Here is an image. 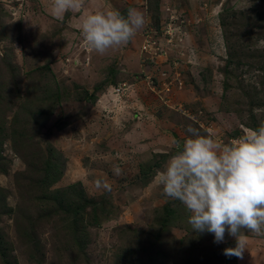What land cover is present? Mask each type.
I'll use <instances>...</instances> for the list:
<instances>
[{
	"label": "rangeland",
	"instance_id": "obj_1",
	"mask_svg": "<svg viewBox=\"0 0 264 264\" xmlns=\"http://www.w3.org/2000/svg\"><path fill=\"white\" fill-rule=\"evenodd\" d=\"M50 3L0 0V264H264V235L224 256L156 180L187 125L227 143L264 121V0ZM129 8L144 26L90 52L84 13Z\"/></svg>",
	"mask_w": 264,
	"mask_h": 264
},
{
	"label": "clouds",
	"instance_id": "obj_2",
	"mask_svg": "<svg viewBox=\"0 0 264 264\" xmlns=\"http://www.w3.org/2000/svg\"><path fill=\"white\" fill-rule=\"evenodd\" d=\"M50 14L63 20L68 12L81 13L86 0H51ZM144 26L143 13L129 8L85 12L79 30L90 52L104 54L126 45ZM188 137L174 141L175 151L159 170L157 185L189 213L188 223L198 233L213 234L223 243L225 234L235 247L226 257L243 258L246 232L264 235V121L227 143L204 135L189 124Z\"/></svg>",
	"mask_w": 264,
	"mask_h": 264
},
{
	"label": "trees",
	"instance_id": "obj_3",
	"mask_svg": "<svg viewBox=\"0 0 264 264\" xmlns=\"http://www.w3.org/2000/svg\"><path fill=\"white\" fill-rule=\"evenodd\" d=\"M121 13H122V12H121ZM122 14L126 15L125 13H122ZM49 174H52V173L50 172ZM49 174H48V175H49ZM43 182H44V181H43ZM43 182H42V184H41L42 186H44V187H48V186H50V183H48V182H47V183H43ZM56 202H57V204H58V208H61V207H62V206H61V205H62V204H61V201H59V200L57 201V200H56ZM62 203H63V202H62ZM92 207H93V206H92ZM76 213H77V211H76ZM67 214H68V213H67Z\"/></svg>",
	"mask_w": 264,
	"mask_h": 264
}]
</instances>
